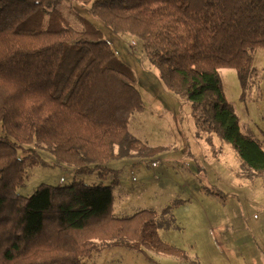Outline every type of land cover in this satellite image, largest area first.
I'll list each match as a JSON object with an SVG mask.
<instances>
[{"label": "trees", "instance_id": "1", "mask_svg": "<svg viewBox=\"0 0 264 264\" xmlns=\"http://www.w3.org/2000/svg\"><path fill=\"white\" fill-rule=\"evenodd\" d=\"M78 1L114 32L140 39L166 88L192 102L199 130L216 134L264 173V148L241 132L219 76L235 70L246 88L254 53L264 49V0ZM60 4L0 0V126L7 135L0 140V264H85L106 245L184 259L159 235L173 218L158 222L149 210L118 218L111 187L75 182L42 185L29 198L17 193L26 168L41 163L36 153L29 164L21 159V145L50 151L78 173L163 151L129 132L131 116L144 109L132 69L93 26H69ZM46 14L58 30L25 28Z\"/></svg>", "mask_w": 264, "mask_h": 264}, {"label": "rangeland", "instance_id": "2", "mask_svg": "<svg viewBox=\"0 0 264 264\" xmlns=\"http://www.w3.org/2000/svg\"><path fill=\"white\" fill-rule=\"evenodd\" d=\"M57 11L78 31L86 24L100 31L103 42L132 69L144 109L131 116L129 132L147 147L163 151L148 158L133 154L104 168L91 165L90 172L78 173L59 164L50 151L35 144L21 145V159L29 164L36 153L41 163L26 168L25 182L17 193L29 198L42 185L70 187L75 182L111 187L116 217L149 210L158 214V222L173 218V226L161 227L159 235L185 252L184 259H179L106 245L85 264H264V173L249 168L232 145L216 134L199 130L192 102L166 88L140 39L114 32L78 0H61ZM48 19L49 14L42 23L31 19L25 28L58 30L60 24H49ZM219 76L241 132L264 148V49L254 53L245 89L235 70L221 69ZM6 137L0 126V140Z\"/></svg>", "mask_w": 264, "mask_h": 264}, {"label": "built area", "instance_id": "3", "mask_svg": "<svg viewBox=\"0 0 264 264\" xmlns=\"http://www.w3.org/2000/svg\"><path fill=\"white\" fill-rule=\"evenodd\" d=\"M133 44L135 45V42H133Z\"/></svg>", "mask_w": 264, "mask_h": 264}]
</instances>
